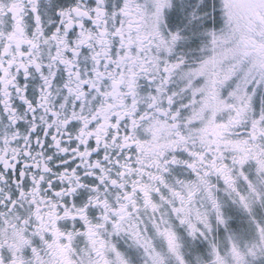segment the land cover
Listing matches in <instances>:
<instances>
[{
	"label": "snow or ice",
	"instance_id": "snow-or-ice-1",
	"mask_svg": "<svg viewBox=\"0 0 264 264\" xmlns=\"http://www.w3.org/2000/svg\"><path fill=\"white\" fill-rule=\"evenodd\" d=\"M0 264H264V0H0Z\"/></svg>",
	"mask_w": 264,
	"mask_h": 264
}]
</instances>
